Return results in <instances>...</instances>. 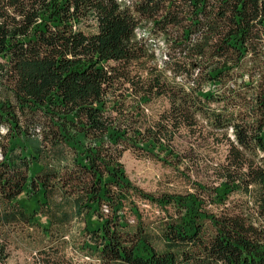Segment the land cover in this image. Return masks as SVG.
I'll use <instances>...</instances> for the list:
<instances>
[{"label": "trees", "instance_id": "obj_1", "mask_svg": "<svg viewBox=\"0 0 264 264\" xmlns=\"http://www.w3.org/2000/svg\"><path fill=\"white\" fill-rule=\"evenodd\" d=\"M127 151L216 181L148 193ZM16 239L39 264H264V0H0V264Z\"/></svg>", "mask_w": 264, "mask_h": 264}, {"label": "rangeland", "instance_id": "obj_2", "mask_svg": "<svg viewBox=\"0 0 264 264\" xmlns=\"http://www.w3.org/2000/svg\"><path fill=\"white\" fill-rule=\"evenodd\" d=\"M148 32L149 28H147L146 31H140L139 36L142 38L145 33L148 34ZM146 40H148L147 44L149 45L151 51L155 52L158 65L162 66L163 62L166 60L165 58L168 53V45L164 43V40L160 37H156L154 35H151L150 37L147 36ZM168 107L167 101L160 100L152 104L147 113L149 116L156 119L158 115L167 110ZM2 132L3 134L5 133L3 129ZM178 139L179 141L177 142V146L185 151L183 156L187 157V160L190 161V163H209L223 157L222 150H218L213 147H206L205 149L200 147L199 151L190 152L191 146L186 144L189 140L184 139L183 137ZM121 162L123 163L126 173L133 184L144 191L155 195L184 194L187 192H193V187L198 181H203V183L208 185H212L216 181L214 180L215 178L210 177L206 172L203 173L202 171L196 169H191L190 172H185L184 177L181 170H175L167 167L160 162L134 154L131 151H127L123 154ZM21 200L26 203L30 209L33 207V204L28 202L24 196L21 197ZM246 201L247 199L245 197L238 196L234 197L231 202L233 203V206L242 207ZM140 206L144 210L146 217L151 219L163 217L162 213L149 203H140ZM43 223H45L44 220ZM71 232L72 235H67L66 239L70 240L77 232V229L70 228L69 233ZM41 248L42 246H39L37 240L35 242L25 243L16 239V242L11 247V258L8 264H39L38 257ZM65 252L67 259L74 261L75 264L91 263L83 258L79 253H76L70 244L66 247Z\"/></svg>", "mask_w": 264, "mask_h": 264}, {"label": "built area", "instance_id": "obj_3", "mask_svg": "<svg viewBox=\"0 0 264 264\" xmlns=\"http://www.w3.org/2000/svg\"><path fill=\"white\" fill-rule=\"evenodd\" d=\"M139 32H140V31L138 30V31H137L138 35H139ZM143 38H146V39H147L146 35H144V37H143Z\"/></svg>", "mask_w": 264, "mask_h": 264}]
</instances>
